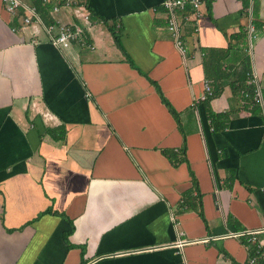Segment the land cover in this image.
Listing matches in <instances>:
<instances>
[{
    "label": "crops",
    "instance_id": "crops-1",
    "mask_svg": "<svg viewBox=\"0 0 264 264\" xmlns=\"http://www.w3.org/2000/svg\"><path fill=\"white\" fill-rule=\"evenodd\" d=\"M163 1L85 0L92 49L0 0V264L250 262L264 110L234 83L250 66L264 97V0L177 10L184 53Z\"/></svg>",
    "mask_w": 264,
    "mask_h": 264
},
{
    "label": "built area",
    "instance_id": "built-area-1",
    "mask_svg": "<svg viewBox=\"0 0 264 264\" xmlns=\"http://www.w3.org/2000/svg\"><path fill=\"white\" fill-rule=\"evenodd\" d=\"M41 1L43 4H47L50 0H2L5 10L12 15L21 16V28L23 30H29L32 34L33 41H37V38L43 34L46 38L55 46L62 48H70L77 44L80 46L88 45L90 48H94V45L89 42L87 38L86 30L87 26L91 24L90 11L85 0H62V3L57 0L50 8V16L52 21L48 22L42 16L38 9L37 2ZM204 0H164L163 5L169 12V30L175 35L176 44L184 53L185 48L182 42L181 34L179 32L177 10H185L188 5H191L199 13V8ZM62 9H66L68 12L77 14L83 19V24H78L67 20L62 13ZM250 31L253 33L255 28L250 25ZM248 83L254 86L253 92L249 93L243 91V95L251 98L252 103L260 104L264 110V97L260 89V79L257 73L250 72L248 75ZM204 94L201 99L206 100L214 94L212 80H204ZM258 232L264 233V227L261 229H246L236 232V235L248 236L252 241L254 235ZM179 245H183L180 241ZM259 258H264V246L262 243L257 245L256 254L251 256L250 263H256Z\"/></svg>",
    "mask_w": 264,
    "mask_h": 264
},
{
    "label": "trees",
    "instance_id": "trees-1",
    "mask_svg": "<svg viewBox=\"0 0 264 264\" xmlns=\"http://www.w3.org/2000/svg\"><path fill=\"white\" fill-rule=\"evenodd\" d=\"M37 5H38L39 11L41 12V14L45 18V20L48 21V22L52 21V18L50 16V8L52 7L51 2H49L47 4H43L41 1H38ZM115 38L117 40L116 36H115ZM249 72H250V66L245 67L244 75H242V77L239 79L240 83H238V84H236V82L234 83V87L236 89H238L237 90L238 92L241 91V93H242V90L246 91V92H249V93L253 92L254 86L252 84L248 83V75H249L248 73ZM242 97L246 98V100H251V98H248V97L244 96L243 93H242ZM210 115H212V114H210ZM248 241H249V239H248ZM248 243L252 244L250 249H251V256H253L256 253V251H257V244H256L257 242L253 243V242L249 241ZM248 264H250V262H248ZM254 264H264V258H259V260L256 263H254Z\"/></svg>",
    "mask_w": 264,
    "mask_h": 264
}]
</instances>
